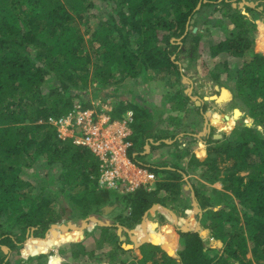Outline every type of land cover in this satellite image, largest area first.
Instances as JSON below:
<instances>
[{
  "label": "trees",
  "instance_id": "obj_1",
  "mask_svg": "<svg viewBox=\"0 0 264 264\" xmlns=\"http://www.w3.org/2000/svg\"><path fill=\"white\" fill-rule=\"evenodd\" d=\"M245 2L254 1L0 0V264H13L8 252L18 257L14 264H41L45 255L53 253L41 250L46 234L47 239L63 237L61 231L49 230L52 223L63 216L68 221L107 217L112 208L117 212L108 225L94 223L84 230L67 231L79 238L73 244L74 259L86 255L88 263L264 264V32L260 31L264 23L256 21L264 17V0L254 6ZM90 10L96 19L89 39L94 61L73 22L84 19ZM202 10L206 15L200 18ZM200 22L205 24L203 31ZM225 25L228 35L212 30ZM200 47L208 52L212 81L232 91V104L244 114L241 119L247 116L252 123L239 119L229 135L219 139L209 132L203 161L184 150L190 171L181 162L184 152L180 154L178 145L188 137L194 140L196 131L190 127L204 121L207 105H196L183 89H176L168 91V115L155 114L144 96L117 83L173 75L172 82L181 83V69L188 67L181 58L195 61ZM89 82L97 84L92 91ZM92 99L111 104V119L132 111L128 153L155 175L152 188L127 193L100 188L94 154L71 139L58 138L49 118L69 113L76 104L89 108ZM189 108L194 115L180 129L172 119ZM148 139L159 143L150 144ZM164 139L174 140L166 144ZM146 142L151 150L175 146L178 155H173L179 158L147 162L142 154ZM40 170L46 174L40 176ZM196 170L197 180L184 179ZM24 174L37 179V188ZM216 182L221 189L208 186ZM187 183L201 211L200 218L198 213L195 217L206 234L172 225L170 237L160 235L152 239L155 244L125 248L117 226H139L154 204L158 209H191L190 190L183 194ZM167 216L171 218L168 212ZM206 230L220 248L206 246L202 239ZM171 237L179 241L177 258L171 256L175 251ZM104 251L107 254L98 256ZM23 254H27L24 259Z\"/></svg>",
  "mask_w": 264,
  "mask_h": 264
},
{
  "label": "rangeland",
  "instance_id": "obj_2",
  "mask_svg": "<svg viewBox=\"0 0 264 264\" xmlns=\"http://www.w3.org/2000/svg\"><path fill=\"white\" fill-rule=\"evenodd\" d=\"M252 1L256 2L255 4H257L259 2V0H252ZM92 14H93V11L90 10V12L87 14L86 17H84V19L78 20L76 18V19H74L73 22L76 24L78 30L83 35L84 48L86 50H88L89 52H91L90 55H91L92 61H94L95 58H94V55L92 53L93 46L89 44V39H90V36L92 33L91 31H92V28L94 27L93 25L96 22V19L94 16H92ZM204 15H206V12H204L202 10L200 13V18H203ZM263 20H264V17H262V16H258L256 19V21H259L262 24L264 23ZM203 25H205V24L202 22H200L198 24L201 31H203L202 30L204 28ZM197 30L198 29L195 28V31H197ZM212 30H214L215 32H220V33H218L220 35L221 34L222 35L223 34L228 35V32H229V31H227V25H225V27H220V29H218L216 27L215 28L212 27ZM260 31L264 32V25L260 28ZM204 33L205 32H203V34ZM198 54L199 55L197 56L195 61H193L191 63H189L188 59H186L184 57L181 58L182 59L181 63L185 64V66L188 63V67L182 68L181 72L183 73V75H186V77L189 79V81H191V85H192V93L191 94L193 96H197L201 100H203V103H205L207 105V110L209 109L211 111L210 117H208V120L210 123L209 124L210 125V132H212V134L220 135L219 138H221L223 136L229 135V133L231 132L233 127L236 125L238 120L241 119V117L244 114L241 112L240 115H237L234 118L233 109L238 108V107H235L234 104H232L231 100H227L226 102L222 103L220 106L217 105L213 100H210L211 96L220 95V92L215 89V85H217L219 87L221 85L216 84L214 81H212V79L209 76L210 65L208 63V58H207L208 52L204 48L202 49L200 47V49H198ZM205 62H207V64ZM203 63H205V64H203ZM189 64H190V66H189ZM174 80H176L174 75L172 76V78L167 77L163 80H157V79H151L150 78L147 81H144V83L142 82L141 79L136 80V79L125 78L124 80L118 82L117 84H119L124 90L129 88V89L133 90L134 92H137V93L141 94L142 96H144L146 98V101L149 102L151 105H153L152 107L154 109L153 111H155V114H159L160 112H162L164 115L167 116L168 113H166V112L168 110V104L171 103V98L168 95L169 92L174 91L176 89H183V91H184L185 89H187L189 87V83H184V82H182V80H181V83L172 82ZM221 80L223 81L222 78H221ZM96 86H97V84L95 82H89L88 91H92L93 88H95ZM222 95L224 97H227V93L223 92ZM221 99H222V97H221ZM98 102H100V105H95L97 110L99 108H102L105 110H106V108L107 109L109 108L108 107L109 105H107L105 108V105H102L105 102H101L100 99H92L90 104H97ZM105 104H107V103H105ZM182 114H180V115L177 114L178 115L177 118L172 119V121L175 122L176 126H178V128H180V129H184V127H182L183 124L190 122V120H191L190 115H194V112L192 113V110L189 108V109H187V112H182ZM224 115H227L229 117V119H225ZM246 118H247V116H244L241 120L243 122L247 123L248 125H250L252 123V119L247 120ZM203 126H204V121L203 122L201 121V124L199 126H196L195 128L190 127V129H192V130L195 129V131H196L195 134L198 135L197 139L202 140V141H204V138H206V136H207V134H204V135L201 134ZM175 129H177V128H175ZM179 132H182V131L179 130ZM195 134L193 133V136ZM219 138H216V139H219ZM189 145L190 144H187V146H189ZM207 146H208V144H206V150H207ZM227 164H230V163H227ZM226 165L224 164V166H226ZM27 172L29 174H31L32 169H28ZM39 173H40V176H44L46 174V171L40 170ZM221 176H222V174H220V177ZM22 177H24L27 180H30L33 184L32 186L37 188V184L35 183V181L37 179H33V177H31L30 175H25V174L22 175ZM197 178H198V174H197V176L193 177V180H197ZM201 182L207 183L203 178H201ZM208 186L211 188L214 187L216 189H221V183L220 182H216V183H214L212 185L210 184ZM189 197H190V202H191V195H189ZM157 209H158V207L154 211H149L147 213V215L145 216V221L147 219L149 222H152V223L156 222V226H155L156 230H153V233H151V231H150V234H149V235H151L150 238L155 237V235H159V236L164 235V232L168 233L170 231V228H171L170 224L172 223V221H171L172 218L170 219L166 215V213L168 211L164 209L165 210L164 213L166 212L165 214H162V212L161 213H154ZM167 209L171 210L175 214L177 219L179 216L182 218V220L180 221L181 225H182V221L187 219L186 218L187 213L190 214V212L193 211V214H195V212L192 208V205H191V209H189V208L182 209L181 207H179V208L177 207L176 209L169 207ZM53 210L54 211L56 210V205H54ZM110 211H113V213H111ZM108 212L111 213V214H109V216L105 217V215H101V216L96 217V218H98L99 220H101L103 222L111 223L113 218H114L115 213L117 212V209L112 208ZM150 212H152V213H150ZM182 212H184L185 215H182ZM168 214H170V213L168 212ZM170 216H171V214H170ZM83 219L72 218V219H69V221H68L65 218V216H63V218L57 224H60V223H62V224H74L76 226H80L81 221ZM192 220L193 221H191V223H189V221L186 220V221H188L189 226H191V228L199 226V228H200L199 230H201V229L205 230L200 219H196L195 217H193ZM195 222L197 224H195ZM93 225L94 224L91 223L90 227H92ZM125 229H127V228H125ZM127 230H129V229H127ZM133 230H134V233H132V234L137 236V238L143 236V232H142L140 226H135L133 228ZM69 233H70V231H69ZM132 234H130V236ZM205 234H206V232L204 233V235ZM72 235H74V234L70 233V235L66 236L63 240L58 239V238L47 239V241L45 243L41 244V246H42L41 250L46 251L47 249H49L47 251L48 252L52 251L53 253L45 255L46 257L42 258L39 262L41 264L42 263H44V264H87L88 263V256H86V255H81V256L77 257L76 259L73 258L72 254H71L72 250L74 249L73 244L76 241H78L79 238H78V236H72ZM208 236L209 235L207 233V237L203 238V241L205 242L207 247L211 246V248H216L217 246H219L220 242L216 243L214 241L215 240L214 238L212 240V239H209L210 236L209 237ZM59 237H61V236H59ZM106 250H107V248H106ZM26 251L31 252L32 250L27 249ZM105 251L103 253L98 252L97 253V254H99L98 256H101L103 254H107L108 250H107V252H105ZM7 254H8V256H11L10 258L12 260V263L14 264V260L17 259L18 257L15 255V253L10 254L8 252ZM175 254H176V252H175ZM26 256H27V254H23V256H21V257L24 259V258H26ZM111 259H113V257H111ZM15 262H18V261L15 260ZM23 264H29V262H26ZM88 264H116V262L112 263L111 260L108 262L107 261L106 262L105 261H102V262L101 261L100 262L95 261L94 262L93 260H89Z\"/></svg>",
  "mask_w": 264,
  "mask_h": 264
},
{
  "label": "built area",
  "instance_id": "obj_3",
  "mask_svg": "<svg viewBox=\"0 0 264 264\" xmlns=\"http://www.w3.org/2000/svg\"><path fill=\"white\" fill-rule=\"evenodd\" d=\"M95 105L100 102L89 108L76 104L69 113L50 117L48 122L59 139H71L72 143L87 148L98 159L97 182L100 188L124 193L140 187L152 188L155 175L132 160L128 153L132 111H125L119 119H111L108 115L110 105L107 109L108 104H102L106 110H97Z\"/></svg>",
  "mask_w": 264,
  "mask_h": 264
},
{
  "label": "water",
  "instance_id": "obj_4",
  "mask_svg": "<svg viewBox=\"0 0 264 264\" xmlns=\"http://www.w3.org/2000/svg\"><path fill=\"white\" fill-rule=\"evenodd\" d=\"M256 2H245L244 4H247V5H250V6H254ZM199 7V4L197 5L196 9ZM196 16V14H194V17ZM195 30V28H193V31ZM183 66H185V64H182ZM182 82L184 83H189V87L187 89L184 90V92L189 96L190 100H192L196 105H200L203 100H201L199 97L197 96H193L191 93H192V85H191V81H189V79L186 77V75H183L182 76ZM215 89L218 90L220 92V95H216V96H211L210 97V100H213L217 105H221L222 103L226 102L227 100H231L232 99V91L227 88L226 86H217L215 85ZM227 93V98L226 99H223V100H220L221 97H222V93ZM238 113V115L241 114V111L239 108H234L233 109V114L235 113ZM210 114H211V111L208 109L204 114H203V118H204V126L202 128V132L201 134H209L210 132V123H209V120H208V117H210ZM224 118L225 119H228L229 117L227 115H224ZM193 135V134H192ZM195 136V135H194ZM220 135H216V134H212V138H219ZM187 187L188 189L190 190L191 192V205H192V208L194 210V212H197L199 214V218H200V214H201V211H200V208L198 206V203L195 199V195H194V192L192 190V187L190 185V183H187ZM158 207V204H154L152 205V207L147 210L144 214H143V217H142V220H141V223H140V227H141V230L143 232V236L137 238V236L133 235L132 233H134V230L133 229H125V228H122L121 226L118 225V231L124 229L126 230L127 232H129L131 235V241H132V244H126L124 245L125 248H137L139 247L141 244L143 243H146V242H151L148 237H147V229H146V221H145V216L147 215V213L149 211H154L156 208ZM112 208V207H111ZM165 210H167L172 218L174 220L177 221V218L175 216V214L171 211V210H168L167 208H164ZM91 223H98L100 225H108L107 222H103L101 220H99L98 218H96V216L92 215V216H88L86 218H84L82 221H81V224L80 226H76L74 224H62L60 223L59 225L57 223H52L50 225V231L53 232L54 234H56L57 232L55 231V229H59V231H61L62 233H60V235H65L67 234V231L68 230H84L86 228H88L90 226ZM182 231H188L190 228H189V225L187 222H185L181 227H179ZM199 226L195 227L193 230L194 231H197L199 232ZM68 236V235H67ZM47 237V234L45 236V238ZM66 237V236H65ZM153 243V242H151ZM155 244V243H153ZM2 249L4 252H7L8 251V248L5 247V246H2ZM167 254L168 251H167ZM170 255V254H169Z\"/></svg>",
  "mask_w": 264,
  "mask_h": 264
},
{
  "label": "crops",
  "instance_id": "obj_5",
  "mask_svg": "<svg viewBox=\"0 0 264 264\" xmlns=\"http://www.w3.org/2000/svg\"><path fill=\"white\" fill-rule=\"evenodd\" d=\"M105 103H107L108 105H110L111 106V104L108 102V101H105ZM104 104V103H103ZM161 124H163V125H165L166 126V124H164V123H161ZM183 135V133L182 132H178L177 133V136L178 137H181ZM197 136L198 135H196L195 134V138H194V140L193 141H190V138L188 137V138H185V139H183V140H180V141H182V142H180L179 143V145H178V148H179V150H181L180 151V154L181 153H183L184 152V150H188L189 151V154H193L194 156H195V158L196 159H198V161H203L204 159H205V157H206V143L204 142V141H202V140H199V139H197ZM174 140V139H173ZM173 140H169V139H164V142L166 143V144H169V143H172L173 142ZM148 142L150 143V144H155V145H157L158 143H159V141H157V142H153V140L152 139H148ZM187 144H190L189 146H187ZM175 147V146H174ZM174 147H166V146H163V147H160V148H154V149H152L151 150V148H150V146L148 145V143L146 142L144 145H143V148H144V151L142 152V154H145L146 155V157L144 158L147 162H150V163H154V164H157V163H160L161 161H163V160H167V161H170V162H175V160H177L179 157H175L173 154H175L176 152L172 149V148H174ZM168 151H167V150ZM176 150V149H175ZM171 154V155H170ZM176 155H178L177 153H176ZM188 160H189V155H186L185 154V152H184V156L182 157V159H181V162H182V164H184V167L187 169V170H190L191 171V169H192V167L190 166V165H188ZM197 174H199V171L198 170H196L195 171V173L194 174H191V173H189L187 176H185L184 177V179H190L191 181L193 180V177L194 176H197ZM193 176V177H192ZM192 177V178H191ZM190 181V182H191ZM183 194H186L185 192L186 191H188V187H187V184L186 185H183ZM189 195H191V193L189 192ZM114 207V206H113ZM164 208H159V209H157L154 213H161L162 212V214H165L164 213ZM150 213H152V212H150ZM195 213H197V212H195ZM166 215H167V213H166ZM193 217H195V214H193V211L192 212H190V214L189 213H187V215H186V220H188L189 221V223H191V221H193L192 219H193ZM170 218V217H169ZM171 218H172V216H171ZM170 218V219H171ZM196 218V217H195ZM179 220V221H178ZM182 220V218L179 216L178 217V219H177V221L176 220H174L173 218H172V223L170 224V226L172 227V225H176V226H178V227H181L185 222H187L188 223V221H186V220H184V221H182V225L180 224L181 221ZM189 223H188V225H189ZM178 224V225H177ZM195 224H197L196 222H195ZM155 226H156V222L155 223H152V222H149L147 219H146V229H147V232L150 234V231H151V233H153V230H156L155 229ZM118 227V226H117ZM153 227V228H152ZM189 228H191V226H189ZM195 228V227H194ZM193 228V229H194ZM122 231H124L125 233H126V235H127V237H128V239H126V237H125V235L122 233ZM207 231V230H206ZM117 234L120 236L119 237V240H121V241H123V244H132V241L130 240L131 239V236H130V233L129 232H126V230H124V229H122L121 231L119 230L118 231V229H117ZM207 233H208V235H209V232L207 231ZM123 235V236H122ZM167 235H169V237H170V235H172L171 233H167V232H164V236H166L167 237ZM151 236V235H150ZM156 236V235H155ZM209 237V236H208ZM154 237H151V240L153 239ZM171 239L174 241L173 243H171V244H175V251H174V254L173 255H171V256H173V257H175V258H177L178 256H177V254H175V252H177V248H178V245H179V241L177 240V239H175V238H173V237H171ZM203 239V238H202ZM209 239H212L213 240V238H209ZM216 243L217 242H219V241H216V240H214ZM128 242V243H127ZM161 247V246H160ZM211 247V246H210ZM219 247H221V243L219 244V246H217L216 248H219ZM162 249H164L166 252H167V250L165 249V248H163V247H161ZM106 250V249H105ZM176 255V256H175ZM106 262V261H105ZM116 264H119L118 262H116Z\"/></svg>",
  "mask_w": 264,
  "mask_h": 264
},
{
  "label": "flooded vegetation",
  "instance_id": "obj_6",
  "mask_svg": "<svg viewBox=\"0 0 264 264\" xmlns=\"http://www.w3.org/2000/svg\"><path fill=\"white\" fill-rule=\"evenodd\" d=\"M221 86H223V85H221ZM227 97H224L223 95H222V99L221 100H223V99H226ZM59 225V224H58ZM59 229L57 228V231H58ZM78 231V230H77ZM77 231H72V232H77ZM70 235V233L68 234V236ZM65 236H67V234H65V235H63V237H57V236H52V238H58V239H64L65 238ZM72 236H78V235H76V234H74V235H72ZM47 238H48V236H47ZM47 238H46V240H47ZM45 239L43 240V241H46ZM36 251V253H38V250H35ZM34 252V251H33Z\"/></svg>",
  "mask_w": 264,
  "mask_h": 264
},
{
  "label": "bare ground",
  "instance_id": "obj_7",
  "mask_svg": "<svg viewBox=\"0 0 264 264\" xmlns=\"http://www.w3.org/2000/svg\"><path fill=\"white\" fill-rule=\"evenodd\" d=\"M237 115H238V113L236 112V113L234 114V118H235ZM228 119H229V118H228ZM72 231H77V230H72ZM204 233H205V230H204V229H201V230H200V234H201V235H204ZM147 237H148V239H149L150 241H152L148 232H147ZM159 237H160L159 235H156L154 238H159Z\"/></svg>",
  "mask_w": 264,
  "mask_h": 264
},
{
  "label": "clouds",
  "instance_id": "obj_8",
  "mask_svg": "<svg viewBox=\"0 0 264 264\" xmlns=\"http://www.w3.org/2000/svg\"><path fill=\"white\" fill-rule=\"evenodd\" d=\"M111 107V106H110Z\"/></svg>",
  "mask_w": 264,
  "mask_h": 264
}]
</instances>
